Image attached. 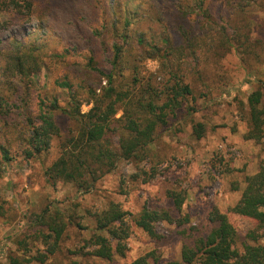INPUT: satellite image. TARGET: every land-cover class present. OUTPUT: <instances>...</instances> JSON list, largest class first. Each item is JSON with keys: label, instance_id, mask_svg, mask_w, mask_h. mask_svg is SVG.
Returning a JSON list of instances; mask_svg holds the SVG:
<instances>
[{"label": "rangeland", "instance_id": "obj_1", "mask_svg": "<svg viewBox=\"0 0 264 264\" xmlns=\"http://www.w3.org/2000/svg\"><path fill=\"white\" fill-rule=\"evenodd\" d=\"M203 1L192 0V5L211 8V17L192 14L190 25L181 23L182 28L171 17L143 21V44L136 40L120 61L122 73L115 78L119 91L134 93L129 87L137 73L144 87L151 78L152 87L159 90L180 80L192 91L182 99L180 108L164 110L166 124L159 126L141 159H119L112 172L89 190H81L46 174L60 155L59 139L53 141L50 152L28 160L22 154L27 146L22 142L21 128L0 123V143L9 145L12 157L0 168V264H131L152 253L162 264L181 262L183 247L194 246L214 228L210 222L214 210L225 214L237 231L240 251L244 244H256L250 233L259 237L257 244L264 245V226L231 212L242 198L247 177L264 167V137L260 141L246 139L250 131L248 98L253 92H261L264 109V0H236L233 5L223 0ZM116 3L99 2L110 22ZM50 17L8 25L1 32L0 47L39 37L46 44V53L56 51L63 56L60 67L53 66V71H43L39 77L41 91L63 104L69 93L53 89L52 84L69 73L74 91L84 101L81 111L87 113L92 107L86 102L87 93L103 94L108 87L104 74L86 66L93 50L86 38L97 24L95 20L85 24L83 14L72 5H63ZM7 19L0 6V20ZM212 22L216 25H210ZM107 57L105 54L104 61L94 64L105 73ZM161 99L159 105L165 102ZM37 104L35 94L33 107ZM120 107L117 103L118 119L122 116ZM199 125L201 138L196 135ZM59 126L64 140L78 133L77 124L67 118H60ZM176 200L181 202L180 210ZM111 204L133 216L144 208L168 212L172 222L155 225L164 243L159 245V240L126 217L130 236L122 242L124 255L115 251L111 261L93 256L90 239L107 236L97 230L95 216ZM46 210L51 216L61 214L67 224L53 255L48 254V239L44 237L50 229L40 220ZM116 245L113 241L114 248ZM155 258L150 257L148 264H155Z\"/></svg>", "mask_w": 264, "mask_h": 264}, {"label": "trees", "instance_id": "obj_2", "mask_svg": "<svg viewBox=\"0 0 264 264\" xmlns=\"http://www.w3.org/2000/svg\"><path fill=\"white\" fill-rule=\"evenodd\" d=\"M101 1L0 0V6L9 18L6 22L0 20V43L1 32L8 25H24L33 19H51L52 13L63 5L76 6L83 14L85 24L94 20L97 24L91 27V34L86 38L91 41L93 48L86 66L100 75L104 74L108 87L103 90V94L96 91L87 93L86 102L92 105L87 113L81 111L84 101L74 91L75 83L71 81L69 73L62 79L56 78L52 84L53 89L69 93L68 100L63 101V104L57 97L49 98L47 92L41 91L39 77L43 71H53V66L60 67V58L63 56L56 51L46 53V44L39 37L14 40L6 48L0 47V123L21 128L22 142L27 146L23 148L22 154L28 160L50 152L53 141L59 139L62 142L60 155L47 168L46 174L76 184L81 190H89L104 175L112 172L119 159L135 161L144 157L155 140L159 126L166 124L167 114L164 110L180 108L182 99L192 94L191 88L180 80L169 89L163 87L159 90L152 87L151 78L146 83L148 86L144 87L138 73L128 86L134 93L117 90L115 78L117 73H122L119 67L125 51L136 40L138 44H143L142 22L155 17L167 21L171 17L177 25H190L189 17L192 14L203 19L211 17V8L192 5V0H117L113 7V21L110 22L106 11L99 6ZM201 1L203 4L204 1ZM216 1L212 0L213 3ZM223 1L233 5L236 0ZM146 2L151 4L147 5ZM98 13H101L100 17ZM210 25H216V22ZM180 26L182 28L183 25ZM67 49L66 52L69 51ZM105 54L108 55L106 61H109L105 69L107 73L94 66L97 61H104ZM35 94L39 104L33 107ZM161 98L165 102L159 105ZM117 103L122 104V116L119 119L116 118ZM261 104V92H253L248 98L250 131L246 139L260 141L264 137V109ZM60 118H67L77 124L76 136L62 139ZM196 132L197 137L201 138V125ZM11 160L9 145L0 143V168ZM174 203L180 210L181 202L176 200ZM231 212L257 221L260 227L264 226V167L257 174L247 177L242 198ZM132 216L118 204H111L107 210L97 214V230L106 232L107 236L95 235L90 239L89 244L94 248L92 255L107 261L113 259L115 251L124 255L125 246L122 242L130 236L126 217H131L132 222L151 238L159 240V245L164 243V239L156 234L155 225L164 221L172 222L168 212L144 208L139 215ZM40 220H44L50 229V233L44 237L48 239V254L53 255L67 224L61 214L51 216L48 210ZM210 222L215 226L208 235L197 240L194 246L183 247L181 262L163 264H264V245L257 244L258 236L250 233L249 237L256 244H244L240 251L237 247V231L225 214L218 210L212 211ZM113 241L117 242L115 248ZM152 256L155 258L152 253L131 264H148ZM154 260L155 264H162L158 259Z\"/></svg>", "mask_w": 264, "mask_h": 264}]
</instances>
